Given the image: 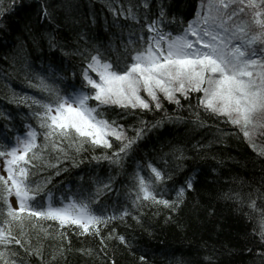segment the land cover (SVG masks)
Segmentation results:
<instances>
[{
  "label": "snow or ice",
  "instance_id": "snow-or-ice-1",
  "mask_svg": "<svg viewBox=\"0 0 264 264\" xmlns=\"http://www.w3.org/2000/svg\"><path fill=\"white\" fill-rule=\"evenodd\" d=\"M152 6L153 0H142L135 9L121 7L119 14L109 7L116 26L120 27L121 17L130 22L122 57L108 59L99 47H88V37L80 33L84 46L71 53L80 56L85 64L79 75L72 72L69 79L57 75L51 67L44 73L26 75L29 87L44 94L40 99H31L29 105L36 106L34 116L42 133L31 125L23 135L16 134L10 124L0 129V157L5 158L7 172L6 177L0 175V246L4 248L0 251V264H28L32 255H42L39 249L26 247L25 225L33 220L53 221L61 230L68 228L79 236L99 238L105 256L107 239H118L131 249L132 243L123 235H114L115 228H109L110 223L123 222L133 211L154 205L177 212L187 194L195 190V173L179 186L169 184L183 165L169 168L167 153L154 160L137 156L138 141L147 131L179 118L162 117L151 124L141 120V127L128 136L123 125L105 118L102 109L107 106L125 113L135 109L152 111L153 106L142 92L155 102L156 110L161 109L159 93L177 106V94L187 100L191 93H202L197 106L238 127L250 142L257 126L264 127V0H200L195 16L187 22L175 15L169 18L165 0L154 5L155 16L150 14ZM51 7L47 0H40L39 15L49 22L54 19ZM48 43L50 48L60 47L63 52L54 36L49 37ZM58 70L64 71L62 63ZM197 122L202 123L198 114ZM41 134L43 146L37 143ZM111 138L117 142L115 149ZM72 144L76 145V153L84 150L86 144L93 150L100 148L101 154L91 157L97 166L106 162L110 168L123 170L131 161L135 167L123 205L101 203L102 196L114 191V178L110 175L96 176L90 187L55 199L50 190L44 191L50 179L39 183L30 178L44 166L49 146L57 151V158L62 155L67 159L66 147ZM172 156L177 161L187 159L180 148H174ZM76 163L74 160V166ZM61 171L67 169L57 166L55 175ZM257 192L264 199V193ZM170 194L174 198H164ZM12 197L17 201L16 207L11 203ZM132 218L140 223L138 217ZM103 229H108L106 236L102 235ZM62 236L66 239V233L62 232ZM259 243L264 246V227L259 232ZM12 244L19 245L23 252L9 250ZM64 247L71 250V241L67 240ZM9 255L16 259H7ZM257 255L264 260V252ZM139 259L148 264L144 255ZM205 262L214 264V256H206Z\"/></svg>",
  "mask_w": 264,
  "mask_h": 264
},
{
  "label": "trees",
  "instance_id": "trees-1",
  "mask_svg": "<svg viewBox=\"0 0 264 264\" xmlns=\"http://www.w3.org/2000/svg\"><path fill=\"white\" fill-rule=\"evenodd\" d=\"M29 2L30 6H23ZM199 2L165 0L169 18L175 15L183 17L185 22L195 16ZM47 3L54 13L51 22L39 15L40 0H0V129L10 124L18 135H23L28 125L42 133L34 116L36 106L29 105L31 99H40L44 94L38 88L29 87L26 75L36 70L47 72L50 67L57 75L69 79L72 72L79 75L85 64L80 56L71 53L84 46V41L79 39L80 33L86 34L90 48L98 42V34H106L110 40L103 41L105 43L98 46L100 50L110 60L122 57L130 22L121 17L118 20L120 27L116 26L114 12L109 7L119 14L121 7L133 6L135 9L142 0H47ZM156 3L158 0H153L152 16L157 12ZM12 11L15 12L10 15ZM50 36L63 46V52L70 54L65 56L60 47L50 48ZM35 60L45 65L35 69ZM61 63L63 72L58 70ZM24 68L28 70L24 71ZM91 75L95 78L94 73ZM141 95L149 100L152 111L135 109L125 113L115 106H107L102 109L105 118L115 119L123 125L128 136H133L141 127V120L151 124L162 117L179 118L147 131L138 141L137 156L154 160L167 153L169 168H175L178 163L183 165V170L174 173L169 184L179 186L187 176L195 173V190L187 194L177 212L154 205L133 211L123 222L110 223L109 228H115L114 235H123L132 243V248L118 239H107L104 250L107 256L100 250L99 238L79 236L68 228L61 230L53 221L33 220L25 225L26 247L39 249L42 255H32L28 264H112V261L115 264H143L139 259L141 255L148 264H206L205 257L209 255L214 256V264H264L257 255L264 252V246L259 243V232L264 227V199L257 192L264 193V155H261L264 152V127L257 126L250 142L238 127L197 106L202 93H191L187 100L177 94L180 106L159 93V110L154 108L155 102L146 93ZM197 114L202 123L197 122ZM111 139L115 149L117 142ZM37 143L43 146L42 134ZM174 148L182 149L187 159L175 160L172 156ZM49 149L45 153L44 166L30 178L39 183L50 179L44 191L50 190L54 199L68 196L81 187H90L91 179L96 176L107 178L110 175L114 178V191L102 196L101 203L106 198H112L110 201L120 198L123 202L118 205L124 204V194L135 167L130 160L120 170L110 168L106 162L97 166L91 157L99 156L101 149L93 150L87 144L79 153L75 152V144L66 147L67 159L62 155L57 158V151L51 146ZM74 160L78 162L75 166ZM57 166L67 171L55 175ZM156 166L160 167L159 164ZM0 175L6 177L1 162ZM164 198L174 197L170 194ZM132 216L138 217L140 223ZM62 232L66 233V239ZM107 232L108 229H103L102 235L106 236ZM67 240L71 241V250L64 247ZM249 248L253 251L249 252ZM8 249L23 252L15 244L9 245ZM3 250L0 246V251ZM7 259L16 257L9 255Z\"/></svg>",
  "mask_w": 264,
  "mask_h": 264
},
{
  "label": "bare ground",
  "instance_id": "bare-ground-1",
  "mask_svg": "<svg viewBox=\"0 0 264 264\" xmlns=\"http://www.w3.org/2000/svg\"><path fill=\"white\" fill-rule=\"evenodd\" d=\"M31 5V3L29 2V3H27V4H23V6H30ZM19 8V7H18ZM20 9V8H19ZM15 11H12V12H10V15L11 14H13ZM112 36H114V34L112 35ZM97 43L96 44H94L93 45V47H98V46H100L101 44H103V43H105V42H103V41H109L110 40V38L106 35V34H103L102 32H101V34H98V36H97ZM103 42V43H102ZM45 65V63H40L38 60H35V62H34V67L33 68H35V69H39L40 67H42V66H44ZM24 71L25 70H28V69H23ZM36 72L37 73H44V72H42V71H38V70H36ZM107 200H105L103 203H107L108 205H112L113 203H117V204H120V203H122L123 202V200L122 199H120V198H117V199H115V200H113V201H110L112 198H106Z\"/></svg>",
  "mask_w": 264,
  "mask_h": 264
},
{
  "label": "rangeland",
  "instance_id": "rangeland-1",
  "mask_svg": "<svg viewBox=\"0 0 264 264\" xmlns=\"http://www.w3.org/2000/svg\"><path fill=\"white\" fill-rule=\"evenodd\" d=\"M5 168H6V164H5ZM11 202H12V204H13L14 206H17V201H16L15 197H12V198H11Z\"/></svg>",
  "mask_w": 264,
  "mask_h": 264
}]
</instances>
